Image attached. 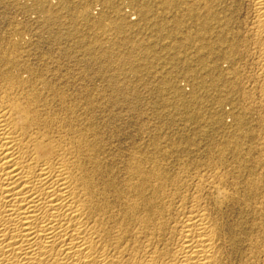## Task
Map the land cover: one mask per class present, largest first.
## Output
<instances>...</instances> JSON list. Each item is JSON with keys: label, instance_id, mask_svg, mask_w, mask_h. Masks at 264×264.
<instances>
[{"label": "bare ground", "instance_id": "bare-ground-1", "mask_svg": "<svg viewBox=\"0 0 264 264\" xmlns=\"http://www.w3.org/2000/svg\"><path fill=\"white\" fill-rule=\"evenodd\" d=\"M104 2L118 30L135 27L120 0ZM133 3L146 24V2ZM187 10L198 20L197 61L211 75L227 64L229 85L213 104L237 94L230 128L213 111L226 132L209 135L206 151L245 153L249 164L146 159L130 132L127 86L110 78L116 95L92 102L0 53V264H264V0H191Z\"/></svg>", "mask_w": 264, "mask_h": 264}, {"label": "rangeland", "instance_id": "rangeland-1", "mask_svg": "<svg viewBox=\"0 0 264 264\" xmlns=\"http://www.w3.org/2000/svg\"><path fill=\"white\" fill-rule=\"evenodd\" d=\"M40 1L0 0L3 56L16 55L42 70L55 85L82 87L83 97L92 102H107L116 95L110 78L113 84L127 86L129 102L135 105L129 114L130 132L134 141L144 140L146 159L153 157L168 166L184 162L205 166L212 159L219 161L221 154L225 166L249 164L245 153L223 154L215 149L209 156L206 151L209 135L226 132L218 126L213 111L220 109L221 123L230 128L237 94L220 108L212 102V96L228 84L227 64L221 62L219 71L211 75L197 61L192 33L198 20L188 13L191 0H143L150 10L146 24L140 21L133 0H120L119 14L135 25L122 30L116 28V14L104 0H43L58 18L55 25L48 23ZM81 3L83 8L78 11L72 8ZM82 9L92 26L79 17ZM89 45L93 51L87 55L84 49ZM108 49L112 57L102 59L101 53ZM120 57L124 60L119 61ZM198 77L203 81L201 87L196 85ZM176 94L184 102L174 100ZM193 94L200 97L197 105L190 102Z\"/></svg>", "mask_w": 264, "mask_h": 264}]
</instances>
